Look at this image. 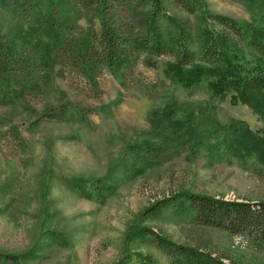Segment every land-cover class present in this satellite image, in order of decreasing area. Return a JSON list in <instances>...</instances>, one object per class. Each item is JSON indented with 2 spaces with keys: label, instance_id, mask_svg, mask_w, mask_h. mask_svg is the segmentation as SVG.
<instances>
[{
  "label": "rangeland",
  "instance_id": "374dc122",
  "mask_svg": "<svg viewBox=\"0 0 264 264\" xmlns=\"http://www.w3.org/2000/svg\"><path fill=\"white\" fill-rule=\"evenodd\" d=\"M204 1L206 14L242 26L263 20L235 0ZM55 11L64 40L99 34L98 20L78 1L68 0ZM168 11L194 34L212 25L202 21V13L190 16L170 3ZM35 30L33 19L19 17L0 0L2 40L46 42L48 37ZM170 60L139 57L122 81L102 69L96 83L66 66L41 67L22 84L0 89V252L34 255L23 264H118L133 252L169 264L157 249L134 238V230L147 227L178 244L230 254L240 264H264V251L247 238L196 223L186 203L174 199L191 193L264 202V163L256 153L225 148L223 141L230 121L256 134L263 133L264 124L247 106L229 99L211 102L207 92L191 93L172 82L166 71ZM175 104L181 111L180 105L199 106L217 120L200 113L190 126L215 130L205 145L175 139L184 121L179 115L162 118L164 123L155 117ZM211 119L222 128L205 126ZM160 125H168L161 135ZM158 147L163 150L152 149ZM98 179L112 187L102 202L83 199L67 185L77 180L92 189Z\"/></svg>",
  "mask_w": 264,
  "mask_h": 264
},
{
  "label": "trees",
  "instance_id": "16d2710c",
  "mask_svg": "<svg viewBox=\"0 0 264 264\" xmlns=\"http://www.w3.org/2000/svg\"><path fill=\"white\" fill-rule=\"evenodd\" d=\"M2 1L12 6L19 17L33 19L39 27L35 32L45 34L48 39L44 42L26 38L20 43L0 38V89L22 84V78L28 74L31 78L41 67L54 69L55 65L69 67L91 83H96L98 71L102 69L122 81L126 71L134 67L139 57L155 62L169 56L171 60L166 71L172 82L191 93L207 92L211 102L221 103L229 99L234 106H247L264 124V0H235L253 7L263 17V20L249 26H242L222 15L206 14L204 0H76L100 25L99 34L88 31L78 42L64 40L63 22H59L56 16L55 10L68 0ZM168 3L190 16L202 13V21L211 20L212 25L200 26L194 34L171 15ZM32 32L34 30L31 29L28 35ZM247 52L252 54L251 58ZM177 101L172 103L179 105ZM180 106L182 111L175 104L154 116H162L160 122L164 123L162 118L173 120L179 115L180 120L186 123L182 121L179 124L181 127L175 139L179 142L192 139L197 147L205 145L215 130L190 126L200 113L211 116L210 113L191 104ZM214 119L207 120L204 125L221 127ZM161 126H156L160 135L168 129V125ZM186 130L189 134L182 132ZM223 130L225 148L240 150L244 155L256 153L264 163V130L263 133H253L245 124L235 120ZM146 152L153 155L152 150ZM67 185L81 198L96 202L104 201L112 190L102 179L92 182V189L77 180L68 181ZM178 198L186 203L187 211L196 223L231 236L247 238L256 250L264 251V202L227 201L191 193L177 196L175 201ZM168 202L160 203V206L169 204L171 200ZM133 234L135 239L166 256L169 264H240L230 254L219 255L178 244L156 234L151 228H139ZM32 257L34 255L20 257L0 252V264H23ZM118 264L159 262L152 255L133 252Z\"/></svg>",
  "mask_w": 264,
  "mask_h": 264
}]
</instances>
